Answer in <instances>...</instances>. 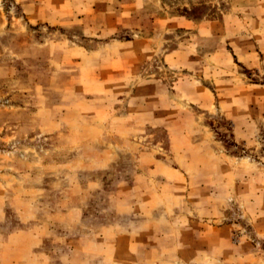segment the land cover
<instances>
[{"label":"rangeland","instance_id":"1","mask_svg":"<svg viewBox=\"0 0 264 264\" xmlns=\"http://www.w3.org/2000/svg\"><path fill=\"white\" fill-rule=\"evenodd\" d=\"M0 264H264V0H0Z\"/></svg>","mask_w":264,"mask_h":264},{"label":"crops","instance_id":"2","mask_svg":"<svg viewBox=\"0 0 264 264\" xmlns=\"http://www.w3.org/2000/svg\"><path fill=\"white\" fill-rule=\"evenodd\" d=\"M161 21H162V18H159L158 20H156V23L158 24V23H160ZM171 22L179 23L180 26H182V27H187V28H188V23H187V21H185V20H183V19L176 18L175 20H173V21H171ZM160 34H161L160 31H156L154 37H156V38L158 39L159 36H160ZM146 42H147V41H146ZM146 42H145V43H146ZM129 43H132L133 46H137V45L140 44L138 41H131V42H129ZM145 43H144V44H145ZM157 46H158V45L155 44V46L152 47V51H154L155 49H157ZM178 51H179V50H178Z\"/></svg>","mask_w":264,"mask_h":264}]
</instances>
